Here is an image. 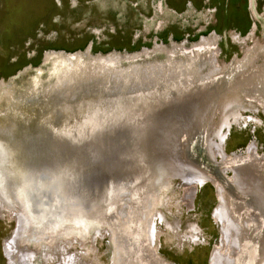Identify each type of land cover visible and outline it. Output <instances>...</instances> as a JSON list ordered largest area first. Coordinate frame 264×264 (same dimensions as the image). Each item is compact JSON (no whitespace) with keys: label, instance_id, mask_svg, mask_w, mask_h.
Listing matches in <instances>:
<instances>
[{"label":"rangeland","instance_id":"obj_1","mask_svg":"<svg viewBox=\"0 0 264 264\" xmlns=\"http://www.w3.org/2000/svg\"><path fill=\"white\" fill-rule=\"evenodd\" d=\"M255 44H264V0H0V189L8 202L0 205V264H212L219 250L237 260L238 248L231 250L223 241V225L214 218L226 194L222 184L212 178L185 181L179 175L166 187L146 185L136 136L146 106L169 90L235 75V67H242L236 62ZM199 52L216 66L202 63ZM99 55L116 60L99 62ZM255 63L264 66V56ZM77 103V109H67ZM241 103L235 107L243 121L230 128L220 129L224 117L232 119L231 109L205 114L200 134L190 138L198 164L182 161L197 172H204V160L221 164L233 183V161L264 160V108L248 98ZM102 114L114 118L102 121ZM7 123L16 125L11 134ZM111 134H118L117 146L126 147L125 158H118L116 173H109L101 208L95 202L100 189L91 153L100 151ZM107 158L101 157L99 166ZM259 178L263 185L264 169ZM32 179L52 184L57 202L70 201L74 208L59 216L42 200L33 204L27 192ZM234 192L233 201L246 205L245 224L252 228L240 252L253 264L245 249L258 245L253 227L259 213L251 216L247 197ZM72 211L74 216H68ZM153 211L164 220H154L150 245L146 217ZM52 218L55 223L44 221ZM93 221L97 228L90 230ZM191 225L197 226V239L189 233ZM23 251L29 253L25 259Z\"/></svg>","mask_w":264,"mask_h":264},{"label":"bare ground","instance_id":"obj_2","mask_svg":"<svg viewBox=\"0 0 264 264\" xmlns=\"http://www.w3.org/2000/svg\"><path fill=\"white\" fill-rule=\"evenodd\" d=\"M198 54L202 57V63H205L208 60L212 66L213 65L214 67L216 66L215 65L216 61L214 62L213 58H210V59L206 58L202 54V52H199ZM78 56L82 57V54H79ZM99 56L101 57V59L98 58L99 60H97L99 62L101 61V62L107 63V61H111V59H108L107 56L106 57L103 55H99ZM73 63H74L73 61L70 62V64H73ZM101 70L104 71V69H101ZM106 70H109V69H106ZM216 71L219 72L220 70L216 69ZM241 77L244 78L245 74H242ZM237 79H240L239 74H235L231 77H229V75L227 74L222 79L216 78V80H213V81L211 80L210 83H205V84L201 83L200 85L189 87V88H184L182 90H176V89L169 90L168 94L165 95L160 101L152 104V106L150 107L146 106L144 108L146 109L145 110L146 112H143L138 116L140 120H138L137 130L139 134L141 135L136 136V137L138 139V144H139V152H140L139 156L140 158L142 157V162L145 164V167H146V168H143L144 169L143 175L145 174L144 176L147 179V181H145L146 185L148 184L151 185L153 183V185H151L153 186V188L158 187L160 184H163V186L166 187L168 184L167 180L169 178L176 177L179 175L183 176L186 170L192 173H195V175H197L200 178H205L207 181L210 178H212L216 182H219L220 184H222L226 194L223 195L221 198L222 200H224L225 203H220L221 205L219 206V208L217 207L218 209L214 216L217 221L221 222V224L224 227V231L230 232L235 228L233 232H237L236 238L238 237V241L240 240L239 239L240 238L239 233L241 230L240 225L235 223L233 219L231 220L235 224L234 227L228 223V214L226 213V209L223 205L231 204L233 209L238 210L240 217L244 221L243 222L244 229L248 233V231L249 232L252 231L251 230L252 228L249 227V224L247 223L248 221H246V224H245V216H244L245 213H243L244 211L242 212V210L246 211L247 207L246 205H243V208H242L241 206L242 204L233 201L235 197L234 191H238L241 195L243 194L247 197V200L250 203V205L249 204L247 205L250 207L249 209L252 210V212L250 211L251 216L252 215L255 216L254 211H257L259 213L258 218L260 217L259 221L257 222L258 224L256 225L257 227H253L254 231L256 232L255 234L257 236L256 240H258V245L255 246L253 244L252 246L253 247L252 258L254 259V264H257L255 262L261 261V259L264 258V190L262 189L264 187V184L263 185L260 184L261 178H259L260 171L264 169V164H263L264 160H259L258 158H255L253 160L248 161L245 158V159L233 161V163L231 164L234 170V173H235V182L233 183H229L226 180L224 176V170H222L221 164H218V163L214 164L215 162L211 163L209 160L207 163L204 160L202 162L203 165L200 166L204 172H197L190 165L182 161L183 160L182 158H184L185 160H190V162H194V161L196 163L198 162L197 160L199 159L198 158L199 154L193 153L192 151L193 144L190 138H191V135L193 134L192 139L195 140L197 137L196 134H200L199 127L202 125V121L205 119L204 117L205 114L206 116L211 115V113L217 110L218 108L226 112V109L232 106L233 102L236 103V106L242 104L241 98H240L241 96H239L240 89L236 86V82L238 83ZM234 82H235V87L233 86ZM152 88L153 87H151L150 89L151 92L158 91V89L156 88L152 89ZM159 92L162 93L163 92L162 89L159 90ZM153 94L159 96V94L157 93H153ZM122 103H123V107L127 108L126 101ZM78 105H81V103L69 105L67 109L75 110L79 107ZM93 107L101 108V105H98V107H96V105H93ZM126 112L127 111H122V112L119 111L117 112V114L123 115ZM111 116L112 115L109 116V114L108 116L102 114L98 118H100L102 121H107V120H111L112 118H114V116L112 117ZM227 122H228L227 117H224L222 119L220 129L223 127H227ZM7 124L11 126L10 130L7 129L8 131H10V134L16 130L15 124L13 123H7ZM132 130L133 128L131 126L128 133L131 132ZM184 134L185 136L187 135V138L184 144L183 143L181 144V140L184 137L183 136ZM117 135L118 134L116 135L111 134V137L108 136L106 141H102L101 147L99 149L100 151L97 152L95 151V149H93V153H91L92 154L91 161L93 164L92 166L93 175L92 176L94 178L95 184H97L100 189L98 200L95 202L97 206H98V203L101 202L102 203L101 208L105 204L106 202L105 200H107V192L105 191L106 189H104V187H105V184L109 183V177H110L109 173L111 171L116 173V168L118 169V164H117L118 158L120 160H123V158H125L126 147L124 145L117 146V142H116ZM125 140L129 141L131 140V138L130 139L125 138ZM109 141H111L112 143L111 147H109V143H108ZM1 151L2 150L0 147V158L3 157L1 155ZM109 152H110V156L108 155ZM102 154H104L105 157L108 156L107 158L108 160H107V164H105L104 160L101 161L103 165L99 166L101 157L102 159L104 158V155ZM79 161L80 160L76 162H79ZM199 162L201 163V160ZM129 164H130V161L127 158L124 165L125 167H127ZM139 167H140V164L138 163L137 173H139V171L141 170ZM190 175L191 174H188L187 177L189 178V180L194 181L191 179L193 176H190ZM130 176L133 177L132 173L130 174ZM154 178L155 180L154 182H152ZM130 181L132 182L131 179ZM46 184L48 185L47 188L45 186ZM46 184L40 183V181L32 179V184L29 185V187L27 188V192H28L29 198L32 199L33 204L35 203L37 206L38 201L42 200V203L46 204L49 212L53 215L58 214L60 216L62 213H65V211L70 213V211L74 208V206L71 209L69 208L68 205L72 204V202L69 201L67 205H65L62 201L57 202V200L55 199V196H53L52 194V186H51L52 184H49V183H46ZM24 187H25V183H24ZM24 187L23 186L22 188L18 187L21 193L26 191ZM125 187H127L126 183H125ZM5 189H8V187L5 186ZM127 190L128 188L125 189L126 191L124 192L125 194H127ZM10 191L11 189H9V192ZM146 191L150 192L148 188ZM1 193H2V190L0 189V205L7 206L6 203L8 204V202L6 201V198H3ZM32 195L34 198H32ZM125 196L126 195H124V197ZM46 202H50V203L47 204ZM73 214L75 213L72 211V214H69L68 216H74ZM93 223H97V222L93 221ZM168 226L172 229H175V227H177L172 224H168ZM190 227H191V231L189 233L191 237L195 239L196 236L193 234V232L196 231V228L194 227V225H191ZM18 233L19 232H17L16 234ZM224 242L229 244L228 237L224 239ZM231 243H232V240L230 242V246L233 247L235 244V240L233 241L234 244H231ZM239 246H240L239 242H237V245H235L234 247L238 248ZM13 247H14V244H13ZM259 253H263L262 258H261V255L258 257L256 256ZM27 254L29 253L24 252V251L21 252L20 253L21 259H25V257H28ZM216 255L217 254L215 252L212 256V260H214V264H221L223 262L222 254L219 258H215V257H218ZM236 257H237V260L235 259L234 256L227 257L228 259L227 264H235L236 262H239L240 264H242V261H240L241 260L240 257L245 259L244 256L237 255Z\"/></svg>","mask_w":264,"mask_h":264},{"label":"flooded vegetation","instance_id":"obj_3","mask_svg":"<svg viewBox=\"0 0 264 264\" xmlns=\"http://www.w3.org/2000/svg\"><path fill=\"white\" fill-rule=\"evenodd\" d=\"M255 49H257V50H255ZM260 56H264V44L263 45L255 44L254 47H252L251 49H249L247 51V55L245 56V59H243L240 62H236L237 66L238 65L239 66L242 65V67H240V68L239 67H235V68H237L235 73L240 75V79H237L238 83L236 82V86L240 89L239 90V94H240L239 96H241L240 97L241 100L243 98H248V99H250V101L256 102V103L260 104L264 108V66L263 65L257 66L256 63H255V61H257V59ZM235 58H237V57H235ZM109 59H111V61L116 60L112 56ZM242 74H245L244 78L241 77ZM233 86L235 87V82L233 83ZM235 106H236V103L233 102V105L230 106L229 108H227L226 112H225V113H227V111H229L231 109L228 113H229V116L232 117V119L227 122V127L228 128H230L233 123L238 124L241 121H243V119L240 116V111H239L240 108H238V107L235 108ZM252 150H253V147L251 145V147L248 149V151H252ZM188 174H191L190 176H193L191 178L192 180L194 178H196V181H191V182L203 183L206 180L205 178H200L197 175H195V173H192V172L186 170L184 172V175L182 176V178L185 181L189 180V178L187 177ZM160 185L163 186V184H160ZM167 185H169V184H167ZM262 189L264 190V187ZM220 203H225L224 200H222V198H221V202ZM220 205L221 204H219V206ZM219 206H218V208H219ZM223 206L225 207L226 213L228 214V223L231 226L234 227L235 224L231 220V219H233L235 221V223L240 225V228H241L240 233H239V236H240L239 239L240 240L238 241V237L236 238V233L237 232H233L235 228L232 231L227 232V231H224V227H223V241H224V239H226L228 237V239H229V247H230L231 250L232 249L234 250V249H236L234 246L237 245V242H239V245H241L242 241L244 242L245 234H247V232L244 229V223H243L244 221L240 217L238 210L233 209L231 204H224ZM218 208L215 209L214 215H215V213H216ZM152 214L153 215H152V217L150 219H149L148 216L146 217L147 228H146V233L145 234L148 237V242H150V245H153V242L155 241V235H156V227H155V224H154V220L157 219V218L160 219L161 221L164 220V216L161 213H158V212L154 213V211H153ZM149 215H150V213H149ZM214 218H215V216H214ZM46 220H44L46 223L47 222H50V223H52V222L55 223L56 222V218L55 219H53V218L52 219H46ZM215 220H216V218H215ZM93 226H94V223L91 224V229L90 230H92L94 228H97V227H93ZM99 226H101V225H99ZM194 227L196 228V231H198L197 226L194 225ZM195 239H197V236H196ZM231 240H232L231 244H234L233 241L235 240V244H234L233 247L230 246ZM252 246L253 245L249 244V245H247V247L245 249V251H247L248 255H249L250 252H251V254L253 253V247ZM240 249L243 251V246H241V248L238 247V250H237L238 252H236V254L238 256L239 255L240 256L244 255L246 257L247 256L246 253H241ZM215 252L217 254L216 256H218V257H215V258H219L221 256V254H222L223 262L221 264H227V261H228L227 257L230 256V253L226 254L225 251L223 252V251H220V250L219 251H215ZM250 255H249V257H250ZM260 255H261V258H262L263 257V253H259L256 256L258 257ZM240 259H241L240 261H242V264H248V256L245 259L240 257ZM251 262H253V264H254V259H251L250 263ZM136 263L137 262H135L134 264H136ZM238 263L239 262H236L235 264H238ZM255 263L264 264V258L261 259V261H257ZM140 264H143V263H140ZM212 264H214V260H212Z\"/></svg>","mask_w":264,"mask_h":264}]
</instances>
